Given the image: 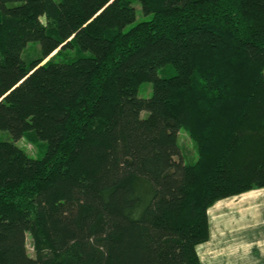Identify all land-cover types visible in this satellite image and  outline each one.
<instances>
[{"label":"trees","instance_id":"1","mask_svg":"<svg viewBox=\"0 0 264 264\" xmlns=\"http://www.w3.org/2000/svg\"><path fill=\"white\" fill-rule=\"evenodd\" d=\"M0 129V264H201L264 187V0H0Z\"/></svg>","mask_w":264,"mask_h":264},{"label":"crops","instance_id":"2","mask_svg":"<svg viewBox=\"0 0 264 264\" xmlns=\"http://www.w3.org/2000/svg\"><path fill=\"white\" fill-rule=\"evenodd\" d=\"M207 213L209 239L196 246L201 264H264V187L220 199ZM219 225L226 231V242L235 246L231 256L236 260H229V250L224 252L227 256L216 252L218 247L215 250Z\"/></svg>","mask_w":264,"mask_h":264},{"label":"rangeland","instance_id":"3","mask_svg":"<svg viewBox=\"0 0 264 264\" xmlns=\"http://www.w3.org/2000/svg\"><path fill=\"white\" fill-rule=\"evenodd\" d=\"M132 5L136 9V17H135V20L132 23L127 25L126 28H129V27L133 26L138 21L146 20V19H149L151 17V15H148V14L144 15L141 12L140 5H139V3L137 1H133ZM38 48H39V44L38 43L29 42L27 44V46H26V49L22 53V57H25L26 54H30L31 56L36 54V49H38ZM83 53L84 54H88V52H83ZM60 60L67 61L68 59H66L65 57L61 56ZM175 73H176L175 69L173 67H171V66H168L164 70H161V69L158 70V76H160V77H169V76L174 75ZM137 94H138L139 97H142V98L150 97L151 94H152V84H151V82H147V81L142 82L139 85ZM142 114L146 115V112L142 111L141 115ZM0 140L1 141H4V140L5 141H12V137H11L9 131L0 129ZM177 141H178V144H179V146L181 148V151H182V153L184 155V161L186 163H193L197 159L196 150H195V147H194V144H193L192 140L189 138V136L182 129L179 130V132H178ZM15 144L17 146H19L21 149H23L28 155H30L32 157H41L43 155V153H44V150L46 149V142L42 141L40 139L27 140L25 138H22V139H19L18 141H16ZM178 158L180 159V157H178ZM225 232L226 231L224 229H222L221 225H219L218 228H217V231L215 232V234L217 235V238H219L218 239L219 243L216 246L215 250L218 247L216 252L219 251V253L222 256L223 255L227 256V255L224 254V252H225V250H226V252L229 250L230 251L229 252L230 255H228L229 260H230V257H231V259H235L236 260L237 259L236 257L231 256V254H235L233 252V250H232L233 247H235V246H230L226 242V237L224 236ZM219 247H221V250H220ZM27 251H28V253L30 255H33V250H32V247H31V243H30V238L29 237H27ZM239 257H240V254H239ZM238 260H239V258H238Z\"/></svg>","mask_w":264,"mask_h":264}]
</instances>
